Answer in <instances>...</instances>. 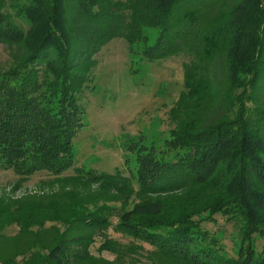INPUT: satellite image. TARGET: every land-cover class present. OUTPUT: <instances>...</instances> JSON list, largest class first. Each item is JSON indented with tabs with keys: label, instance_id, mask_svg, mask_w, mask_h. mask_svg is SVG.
I'll list each match as a JSON object with an SVG mask.
<instances>
[{
	"label": "trees",
	"instance_id": "obj_1",
	"mask_svg": "<svg viewBox=\"0 0 264 264\" xmlns=\"http://www.w3.org/2000/svg\"><path fill=\"white\" fill-rule=\"evenodd\" d=\"M145 29L157 30L154 43ZM114 38L131 52L143 45L150 62L185 57L166 150L138 154L130 176L62 177L93 57ZM0 44V167L48 172L59 186L0 198V264H264V0H0ZM219 220L233 229L232 252L209 227Z\"/></svg>",
	"mask_w": 264,
	"mask_h": 264
},
{
	"label": "rangeland",
	"instance_id": "obj_2",
	"mask_svg": "<svg viewBox=\"0 0 264 264\" xmlns=\"http://www.w3.org/2000/svg\"><path fill=\"white\" fill-rule=\"evenodd\" d=\"M9 11L15 14V9L11 8ZM19 20L17 22L27 30L29 21L25 17ZM144 31L147 44L154 43L157 30ZM143 48L140 45L135 52H131L126 40L114 38L94 55L96 63L90 74L92 79L81 96L80 104L85 112L83 126L74 139V166L63 173L62 177L75 175L76 168L111 174L118 171L130 176L138 166V154H145L154 146H158L160 151L166 150L165 140L168 138V131L173 127L169 114L184 91L185 57L150 62L143 57ZM8 59L7 48L0 44V65L6 64ZM166 156L171 159L174 153L167 151ZM53 178L48 172L21 177L13 169L0 167V198L15 200L23 196H41L55 192L59 186L49 184ZM96 186H92L93 189ZM111 206L113 212L108 219L115 225L119 220L121 203ZM51 225L53 223L46 226ZM209 227L226 232L223 241L228 251L232 252V227L225 224L224 220ZM17 230V225H11L4 232L14 234ZM112 230L110 228L108 231L111 235ZM117 240L124 244L132 241L130 237L121 236ZM145 247L150 249L148 245ZM92 252L99 256L94 247ZM101 257L109 260L116 258L108 252L102 253ZM23 259L17 257L16 262L22 264ZM138 264L148 263L144 261Z\"/></svg>",
	"mask_w": 264,
	"mask_h": 264
}]
</instances>
